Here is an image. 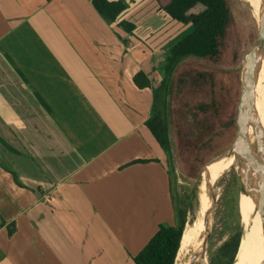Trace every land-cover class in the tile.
I'll return each instance as SVG.
<instances>
[{
    "label": "crops",
    "instance_id": "crops-1",
    "mask_svg": "<svg viewBox=\"0 0 264 264\" xmlns=\"http://www.w3.org/2000/svg\"><path fill=\"white\" fill-rule=\"evenodd\" d=\"M154 1L128 8L162 20L131 40L91 0H0V264H135L176 223L153 88L133 81L165 63Z\"/></svg>",
    "mask_w": 264,
    "mask_h": 264
},
{
    "label": "trees",
    "instance_id": "trees-1",
    "mask_svg": "<svg viewBox=\"0 0 264 264\" xmlns=\"http://www.w3.org/2000/svg\"><path fill=\"white\" fill-rule=\"evenodd\" d=\"M155 2L164 23L147 40H161L163 46L156 53L164 55L165 63L158 71L157 83L153 84L143 71L133 81L139 89L153 88L154 104L146 126L167 156L175 194L173 139L179 168L189 179H197L205 164L235 140L242 69L251 49L249 43L254 44L258 30L253 16L249 24L239 23L236 11L242 7L240 0ZM91 3L108 25L116 24L141 40L134 35L136 25L123 19L133 0ZM233 168H238L236 157L219 168L215 176ZM14 178L21 184L16 174ZM175 198L176 223L160 226L134 258L135 264H176L195 196ZM241 240L242 230L238 227L220 247L208 252L210 264H234ZM260 264H264V250Z\"/></svg>",
    "mask_w": 264,
    "mask_h": 264
},
{
    "label": "water",
    "instance_id": "water-1",
    "mask_svg": "<svg viewBox=\"0 0 264 264\" xmlns=\"http://www.w3.org/2000/svg\"><path fill=\"white\" fill-rule=\"evenodd\" d=\"M257 21L258 36L246 55L242 74L241 92L237 111V135L233 143L219 156L210 160L201 170L202 183L206 184L207 209L204 216V227L189 264H198L207 255L212 234V224L217 209V197L208 180V169L214 162L235 155L243 184V189L253 199L260 210L264 226V137L258 122L256 109V91L261 63L264 59V0ZM257 137V148L253 151L250 144V130ZM187 226V225H186ZM185 232V231H184ZM242 232V238H243ZM177 259V258H176Z\"/></svg>",
    "mask_w": 264,
    "mask_h": 264
},
{
    "label": "rangeland",
    "instance_id": "rangeland-1",
    "mask_svg": "<svg viewBox=\"0 0 264 264\" xmlns=\"http://www.w3.org/2000/svg\"><path fill=\"white\" fill-rule=\"evenodd\" d=\"M240 1L242 7L240 8V11H236L237 19L239 23L243 25H247L251 22L250 17L253 16V14L249 6L243 0ZM137 8H133L131 10L128 19L130 22L137 25L136 33L141 37L150 29L160 25L162 23V20L156 13V10L153 11V13H151L152 12L151 8H148L147 11L142 10L141 8L139 9ZM135 16L138 17V20H136L137 17ZM149 17L151 18L150 20ZM118 29L123 33H125L122 29L120 28ZM131 40H136V39H134L133 37ZM249 47H252V44L249 43ZM260 95L262 97L260 99L259 113L261 112L262 109H264V82L262 83L260 88ZM172 142H173L174 161H175L174 168L176 174V181H175L176 191L175 194L173 193L174 205L176 199L175 196L178 197L179 195L182 199H184L186 196L194 195L195 199L192 203L191 210L188 212L187 226L188 224L191 223L193 225L200 224L201 227H204V216H205L204 212L207 209L206 207L207 196H206V187L203 185L202 179L200 177L201 171L197 179L186 178L182 174L176 158V154H175L176 142L174 139L172 140ZM213 178L215 179V181L212 184L213 186L212 189L215 196L217 197V209L215 211V216L212 224V234H211L210 244L207 249V255L205 257V262H202L201 260L198 264H210L208 258V252L213 251L218 247H220V245H222L228 239V237L236 229H238V227H240V229L243 232L241 215L239 211V200H240V194L243 191V184L239 172V167L237 169L235 168H233L232 170L229 169L219 176L214 175ZM174 223L171 225L168 224V226H172L174 225ZM166 225L167 224H165V226ZM193 252H191L190 255H188L189 260L191 259Z\"/></svg>",
    "mask_w": 264,
    "mask_h": 264
},
{
    "label": "bare ground",
    "instance_id": "bare-ground-1",
    "mask_svg": "<svg viewBox=\"0 0 264 264\" xmlns=\"http://www.w3.org/2000/svg\"><path fill=\"white\" fill-rule=\"evenodd\" d=\"M243 1L249 6L255 19L259 20V16L261 14V9H262V0H243ZM263 82H264V59L261 63L260 75H259L257 91H256V109H257L258 122L260 123V127L263 130V137H264V109H262L261 112L259 113L260 99L262 97L260 95V88ZM249 144L252 150L256 151L258 142H257L256 134L252 129L250 130ZM234 157L235 155L226 157L223 160H221L219 163H217L215 166H213L210 170H208V180L211 186L215 181L213 177L216 171ZM213 164H211L210 167ZM203 185L206 187V184L204 182ZM239 211L241 215V222L244 233L234 264H260V260L264 250L263 220L260 210H258L255 202L244 189L240 194ZM202 232H203V227H201L200 224L197 225H193L191 223L188 224L183 235L182 243L176 259V264H189L190 260L188 259V255H190V253L195 250L198 242L201 239ZM202 262H205V258L202 260Z\"/></svg>",
    "mask_w": 264,
    "mask_h": 264
}]
</instances>
